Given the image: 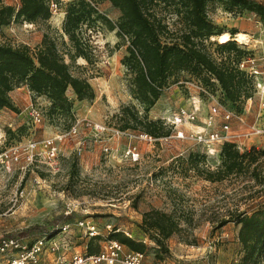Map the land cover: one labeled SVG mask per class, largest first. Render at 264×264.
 <instances>
[{
	"label": "rangeland",
	"instance_id": "rangeland-1",
	"mask_svg": "<svg viewBox=\"0 0 264 264\" xmlns=\"http://www.w3.org/2000/svg\"><path fill=\"white\" fill-rule=\"evenodd\" d=\"M56 1L58 11L47 20L26 23L18 18L0 25V44L24 45L35 52L43 36L51 39L70 73L87 80L93 98L77 100L67 91L65 95L72 101L69 111L50 115L43 96L32 97L24 85L18 84L19 89L14 87L9 93L12 107L0 110L5 137L9 143H23L27 138L39 140L57 131H66L73 119L82 118L105 129L94 131L80 125L76 135H66L58 145L53 169L33 163L22 170L19 168L22 162L12 164L9 170L0 167V237L11 236L29 242L42 232L21 234V231L30 225L47 226L51 218L61 215V221L47 231L64 223L69 225L62 234L66 245L59 255L63 257L86 252V244L93 236L98 238L91 240V244L102 248L112 240L108 239V233L116 228L125 236L147 244L143 264H236L241 246L234 217L264 208V190L248 172L208 180L207 172L214 171L220 163L219 154L216 151L205 154L194 142L175 136V131H187L193 125L173 126L169 123L170 114L184 106L190 95L197 94L193 88L186 89L178 82L195 76L186 70L178 71L171 80L177 82L165 85L153 105L144 110L128 91L132 73L122 64V58L127 55L126 39L116 36V28L108 30L92 13L90 20L74 32L86 58L78 55L73 40L62 31L60 18L70 0ZM251 1L264 3V0ZM91 2L96 13L116 23L119 11L108 1ZM1 5L16 8L18 0H0ZM204 10L214 33L221 31L239 49L264 57V22L246 10L229 9L223 0H209ZM149 11L166 26L161 39L179 43L181 33L187 28L181 13L176 12V5L156 2ZM221 35L201 38V44L215 58L218 57L215 44ZM239 35L246 36L248 44L233 40ZM198 78L203 81L205 77ZM12 92H17L16 96ZM28 98L42 111V122L35 126L24 112ZM206 109L207 103L201 99L199 118ZM148 122L153 123L155 135L162 137L149 141L136 135L126 137L113 133L121 129L134 134L148 132L145 125ZM252 125L259 132L248 134L245 145L257 151V170H261L264 95L255 90L249 100L235 102L230 130L239 135L249 131ZM76 146L80 147L79 152ZM128 146H134L138 153L135 161L124 155ZM152 208L170 214L178 227L165 239L166 251L160 250L158 256H154L150 249L154 244L140 227L142 213ZM78 221L92 225L91 234ZM260 264H264V250Z\"/></svg>",
	"mask_w": 264,
	"mask_h": 264
},
{
	"label": "trees",
	"instance_id": "trees-1",
	"mask_svg": "<svg viewBox=\"0 0 264 264\" xmlns=\"http://www.w3.org/2000/svg\"><path fill=\"white\" fill-rule=\"evenodd\" d=\"M106 1L119 11L116 23L96 13L88 1L70 0L62 19V31L73 40L76 53L86 58L74 35L79 25L90 20L94 13V19H99L108 30L116 28V36L125 38L128 43L127 55L122 58V64L132 73L128 91L144 110L153 105L165 85L177 82L171 80L182 70L194 75L190 79L198 80L210 90L217 86L222 102L234 112L235 102L251 97L252 80L236 67L237 61L250 55L249 52L239 49L229 39L215 44L216 54L219 55V59H216L201 44V38L222 34L221 31L214 33L211 23L205 17L204 8L209 0ZM223 1L228 4L229 9L237 7L246 10L264 22V3L251 0ZM156 2L176 5V12L181 13L187 29L181 33L179 43H168L161 39L167 31L166 26L149 11V7ZM50 15L46 0H18L16 8L11 5L0 6V25L18 18L26 23L47 20ZM201 75L205 77L203 81L198 78ZM18 84L24 85L32 97L43 96L48 102L47 111L50 115L69 111L72 101L65 95L67 91L74 94L77 100L93 98V91L87 80L70 73L54 42L45 36L35 52L24 45L13 47L0 44V110L12 107L8 92ZM145 125L148 132H140L154 138L162 137L155 135L153 123ZM217 154L220 156V163L214 171L207 172L208 180H221L231 173L248 172L264 190V165L261 170H257L258 154L253 147L238 151L232 143L223 142ZM61 219V215L55 216L48 221L47 226L30 225L20 233L47 232L48 227L56 226ZM234 223L238 225L236 237L241 246L236 264H260L264 250V208H258L249 214L238 213L234 217ZM140 227L143 235L154 244L150 247L154 256H158L160 250L166 251L165 239L178 230L177 223L170 214L154 208L142 213ZM107 237L118 241L128 250L144 253L148 249L143 240L125 236L116 228ZM94 238L98 237L89 238L85 253L99 250L98 244H91Z\"/></svg>",
	"mask_w": 264,
	"mask_h": 264
},
{
	"label": "built area",
	"instance_id": "built-area-1",
	"mask_svg": "<svg viewBox=\"0 0 264 264\" xmlns=\"http://www.w3.org/2000/svg\"><path fill=\"white\" fill-rule=\"evenodd\" d=\"M86 1L93 5L90 0ZM46 2L51 15L55 14L59 8V2L56 0H46ZM216 56H218L216 59H219V55L216 54ZM236 67L251 78L253 90L257 94L264 95V57L246 55L237 61ZM178 84L183 85L186 89L193 88L197 94L190 95L184 106L178 107L170 114L169 123L173 126L186 123L193 125L192 128L188 127L187 131H175L176 137L194 142L205 154L213 151H216L217 154L223 142L232 143L238 151L248 148L245 145L248 134H256L259 130L255 125H252L249 131L242 134L232 133L230 122L235 112L222 102L220 90L217 86L214 87V90H210L195 79L179 81ZM27 93L30 94L28 90ZM28 99L24 112L30 123L35 126L42 122V111L31 98ZM201 99L206 101L207 109L206 113L199 118ZM247 99L249 100L250 97ZM195 122L200 123L194 124ZM170 124L168 126L171 127ZM80 125L94 131L105 129L103 125L94 123L87 118L73 119L66 131H57L53 135L39 140L27 138L23 143H9L5 137V129L0 122V167L9 170L12 164L22 162L19 166L22 170L33 163L42 164L49 169H53L57 161L59 143L66 135H76ZM113 133L117 136L125 135L126 137L136 135L149 141L160 138H154L142 132L134 134L127 129L113 130ZM75 148L77 152L80 151L79 146ZM104 150L106 151L107 148L104 147ZM124 155L131 161L138 158L134 146L126 147ZM78 225L83 226L91 234L92 225L84 224L82 221H78ZM68 227L69 225L64 223L52 230L42 232L41 235H37L29 242L20 241L16 237L1 236L0 264H143L144 253L125 249L116 240H108L95 253H73L68 257H63L59 255V252L66 245L62 234L66 232Z\"/></svg>",
	"mask_w": 264,
	"mask_h": 264
},
{
	"label": "bare ground",
	"instance_id": "bare-ground-1",
	"mask_svg": "<svg viewBox=\"0 0 264 264\" xmlns=\"http://www.w3.org/2000/svg\"><path fill=\"white\" fill-rule=\"evenodd\" d=\"M229 38L227 35L223 34L218 38V42L219 43H224L226 41H228ZM233 40L237 41L238 43H242V44H248V39L246 38V36L243 35H239L238 37H235Z\"/></svg>",
	"mask_w": 264,
	"mask_h": 264
},
{
	"label": "crops",
	"instance_id": "crops-1",
	"mask_svg": "<svg viewBox=\"0 0 264 264\" xmlns=\"http://www.w3.org/2000/svg\"><path fill=\"white\" fill-rule=\"evenodd\" d=\"M61 14V20H62V18H63V16H64V12H61L60 13ZM244 35V34H243ZM211 37V36H210ZM19 88L18 87H16L15 88V90H18ZM21 89H23V87H21ZM11 91H14V90H10L9 92H8V97H9V100H10V102H11V99H10V95H9V93L11 92ZM26 92H27V89H26ZM70 92V91H69ZM13 94V96H16V94H17V92H12ZM70 94H71V92H70ZM125 247V246H124ZM145 253V252H144Z\"/></svg>",
	"mask_w": 264,
	"mask_h": 264
}]
</instances>
